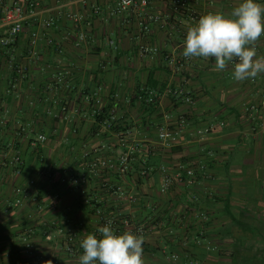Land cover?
<instances>
[{
  "label": "crops",
  "instance_id": "crops-1",
  "mask_svg": "<svg viewBox=\"0 0 264 264\" xmlns=\"http://www.w3.org/2000/svg\"><path fill=\"white\" fill-rule=\"evenodd\" d=\"M39 2L13 47L0 50V264H79L81 252H64L59 229L85 224L81 244L104 224L82 202V174L88 175L87 196L100 200L105 216L156 224L144 244L145 264L166 260L167 241L180 243L184 264L193 253L199 264H264V73L238 82L231 66L214 71L212 58H192L184 70H174L165 56L183 52L187 29L196 23L186 26L179 18L173 24L160 0L152 10L162 21L150 34H142L133 15L110 16L113 0ZM241 2L209 0L203 15H229ZM93 4L102 5V14H93ZM71 11L84 15L80 25L64 17ZM51 17L54 24L46 26ZM80 32L86 40L76 46ZM4 33L0 27V37ZM143 43L155 53L140 54ZM256 48L264 55V36ZM11 59L20 71L10 67ZM142 88L162 94L160 102L146 104ZM179 88L190 91L193 105L174 97ZM112 108L114 129H107L103 122ZM180 115L187 123L177 144L162 146L158 126L176 127ZM211 125L207 135L196 134ZM117 132L135 145L125 183L115 174L92 176L86 167L122 151ZM39 134L46 141L34 147ZM16 153L23 161L19 175L11 162ZM179 165L192 168L197 182L164 191L163 169L173 173ZM32 180L31 197L16 205L15 188L31 187ZM103 182L123 185L136 201L106 192ZM199 230L203 239L193 248L190 238Z\"/></svg>",
  "mask_w": 264,
  "mask_h": 264
},
{
  "label": "built area",
  "instance_id": "built-area-1",
  "mask_svg": "<svg viewBox=\"0 0 264 264\" xmlns=\"http://www.w3.org/2000/svg\"><path fill=\"white\" fill-rule=\"evenodd\" d=\"M89 0H85V4ZM109 1V0H108ZM114 7L109 9V15L112 17H124L127 14L133 15L138 23V26L142 34H150L151 26L158 24L162 21V15L159 12H153L152 3L153 0H113ZM164 7V14L167 18L172 20L173 24L176 23L177 19H181L188 26L189 23H197L199 18L204 14L203 5L209 0H160ZM40 8L39 0H0V27L5 29V33L0 37V50L2 48L11 49L18 39L20 33L24 30L25 24L30 18L37 16ZM92 12L95 15H100L103 12V7L100 4H93L91 6ZM64 17L71 21L74 25L78 26L81 24L84 15L78 12H66ZM55 22V17H51L45 20L46 26H51ZM187 28V27H186ZM86 40V35L83 32L78 34L75 42L76 46H79ZM183 42V41H182ZM108 44L114 49L117 48L115 41L108 40ZM140 54H154V48L152 45L141 44L139 46ZM165 59L170 63L174 70H184L187 64L191 61L189 58H185L182 52L178 50L173 53L167 54ZM10 67L12 69L20 68L17 67L15 60L11 59ZM254 82L255 79H250ZM169 90L168 92H171ZM167 92V90H166ZM174 97L177 100H182L189 105L194 104V99L188 90L183 88L176 89ZM140 98L149 105H154L160 102L162 94L148 88H142ZM255 108V106H253ZM116 114L115 108H112L107 112V117L104 119L103 125L107 129H114V117ZM100 115V113L98 114ZM177 126L170 127L166 124H161L157 128V140L158 143L164 147H171L177 144L181 136V127L185 126L187 119L184 115H180L177 119ZM213 129V126H209L206 129H198L196 134L199 136H205L209 131ZM24 130V128H21ZM118 146L122 149L115 157H96L86 162V167L92 176H99L103 173L118 175L121 180L125 183V178L128 172L131 170V161L133 160L132 152L135 148L133 142L129 141V136L126 137L122 133H115ZM46 136L39 134L32 142V145L36 147L38 144L44 143ZM88 153L84 154L87 158ZM11 162L15 163L14 173L21 174L23 161L19 153H16ZM148 169H144V173H147ZM161 188L167 191L168 188L174 183H184L187 186L192 185L195 173L192 168H186L179 165L173 173H168L167 170L163 169ZM79 189L82 195V202L85 206L93 208L95 214L103 221L104 224H97V228L106 226L111 221V228L116 234H123L125 231H131L136 235H143L145 238L144 244L147 237L157 229L156 224H137L132 222L126 217L113 218L107 217L104 214V209L100 206L99 199H92L86 194V185L88 184V175L82 174L78 178ZM31 187L28 188H15L14 192L17 196L15 202L16 205H21L25 199L31 197V189L34 181H31ZM101 188L106 192L117 193L118 196L123 198L128 204H133L136 201V197L131 192H127L123 185H112L108 182H103ZM86 230L85 224H70L63 226L59 229V232L64 237V252L70 256H77L80 252L83 254V250L80 247V231ZM100 238L99 232L94 233ZM200 243V240L197 241ZM143 244V248H144ZM163 248V247H162ZM208 249H213L215 246L207 245ZM165 248L162 249V252ZM166 259L176 263L179 256L175 253L170 256H166ZM186 264H199L198 261L189 260Z\"/></svg>",
  "mask_w": 264,
  "mask_h": 264
},
{
  "label": "clouds",
  "instance_id": "clouds-1",
  "mask_svg": "<svg viewBox=\"0 0 264 264\" xmlns=\"http://www.w3.org/2000/svg\"><path fill=\"white\" fill-rule=\"evenodd\" d=\"M264 36V4L242 0L229 15L209 12L187 29L182 55L215 60L214 71L232 67L235 81L255 79L264 73V55H257V42ZM111 221L97 235L88 233L81 241L79 264H145L143 235L131 231L116 234Z\"/></svg>",
  "mask_w": 264,
  "mask_h": 264
},
{
  "label": "trees",
  "instance_id": "trees-1",
  "mask_svg": "<svg viewBox=\"0 0 264 264\" xmlns=\"http://www.w3.org/2000/svg\"><path fill=\"white\" fill-rule=\"evenodd\" d=\"M197 182V180H196V178H194V181H193V184L192 185H189V186H187V184H184V183H174V184H172L169 188H168V190H167V192L168 191H170V189L171 190H175L176 189V187L177 186H180V185H183V187L182 188H184V187H186V188H188V187H190V186H194L195 185V183ZM203 216H206V214H202ZM205 218V217H204ZM204 224H205V222H204ZM195 230V227L194 226H192V227H189V229H187L186 231H185V237H191V233L189 234V231H194ZM200 231V230H199ZM197 233V232H196ZM196 235V238L195 239H192V238H190L191 239V242H192V247L193 248H198V246H197V241L199 240V238L200 239H203L202 237H203V231L201 230L198 234H195ZM182 238V237H181ZM183 239V238H182ZM179 242L178 243H175V244H173V243H171V242H168L167 241V246H173V251H171V253L170 254H173V253H175V254H177L178 256H179V259H178V261H181L182 262V264H184L185 262H186V260L184 259V260H182V255H183V253L180 251V246H179ZM195 256V257H194ZM198 259V256H197V253H193V256H189V259H187V262L189 261V260H195V261H198L197 260ZM177 261V262H178ZM200 261V260H199ZM198 261V262H199ZM177 262L176 263H173L172 261H169L168 260V263H172V264H177Z\"/></svg>",
  "mask_w": 264,
  "mask_h": 264
},
{
  "label": "rangeland",
  "instance_id": "rangeland-1",
  "mask_svg": "<svg viewBox=\"0 0 264 264\" xmlns=\"http://www.w3.org/2000/svg\"><path fill=\"white\" fill-rule=\"evenodd\" d=\"M154 163H155V162H154ZM150 235H151V234H150ZM152 235H153V233H152ZM152 235H151V236H152ZM173 249H174V248H173V246H171V245L167 247V256H170V255H171L170 253H171V251H173ZM155 263L157 264V262H153V264H155ZM158 263H159V264H170V263H168V259H166L165 261H162V262H158ZM171 264H172V263H171ZM177 264H182V262H181V261H178Z\"/></svg>",
  "mask_w": 264,
  "mask_h": 264
}]
</instances>
